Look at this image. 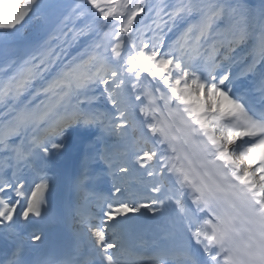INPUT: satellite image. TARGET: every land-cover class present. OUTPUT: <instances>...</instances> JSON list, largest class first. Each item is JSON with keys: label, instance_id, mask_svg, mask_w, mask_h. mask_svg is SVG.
Segmentation results:
<instances>
[{"label": "snow or ice", "instance_id": "1", "mask_svg": "<svg viewBox=\"0 0 264 264\" xmlns=\"http://www.w3.org/2000/svg\"><path fill=\"white\" fill-rule=\"evenodd\" d=\"M0 264H264V0H0Z\"/></svg>", "mask_w": 264, "mask_h": 264}]
</instances>
